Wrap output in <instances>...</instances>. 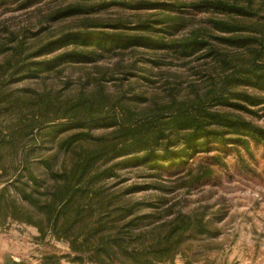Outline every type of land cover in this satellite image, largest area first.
I'll list each match as a JSON object with an SVG mask.
<instances>
[{
    "label": "rangeland",
    "instance_id": "rangeland-1",
    "mask_svg": "<svg viewBox=\"0 0 264 264\" xmlns=\"http://www.w3.org/2000/svg\"><path fill=\"white\" fill-rule=\"evenodd\" d=\"M79 1L0 0V92L8 94L6 98L0 96V142L14 136L6 143L4 159L0 164V194L6 186L8 189L0 205V264H264L262 143L251 142L252 153L242 149V157L230 144L225 149L186 150L160 164L145 160L140 152L129 153L124 149L100 158L93 173L105 172L94 178L89 195L100 209L109 205L107 210L101 211L106 218L104 220L119 222V229L127 237L117 255L99 249V243L90 235V228L95 223L92 221L99 213L90 217L85 224L87 227L74 228L68 237L49 228L41 232L34 222L26 221L31 217L27 211L29 203L21 200L17 193L19 190L16 191L14 187H27L22 182L31 173L38 177V184L29 182L30 187L41 192L51 188L52 180L47 177V167L40 161L51 155V167L57 169L63 159L62 153L52 158L58 138L80 130L75 126L72 129L64 128L66 124L62 123L69 120L61 116L63 112L59 109V103H63L66 97H76L83 86L84 77L90 73L93 77L102 78L103 72L108 70V77L103 76L104 85L111 93L118 94L120 92L117 90L123 91L129 85L123 79V75L127 74L136 89L143 88L149 97L156 90L161 91L160 96L166 95L165 90L156 87L162 85L166 78L173 77L174 73H183V79H187L189 73L183 70L186 65L174 54L150 47H140L136 51L125 49L119 55L115 51H101L102 55L97 61L93 60L95 58L64 60L65 63L51 71L40 72L34 63L16 70V57L10 55L9 49H3L12 45L7 37L17 35L19 40L29 41L33 31L49 24L56 25L53 30L58 33L67 28L68 24L65 23L76 22L78 18L62 21L59 26L56 24L58 22L50 19L51 16L62 9L61 6L70 3L78 6ZM93 1L97 2V8L88 7L91 10L89 15L121 18L133 14L131 19L134 23L137 22L135 15L142 14L143 20H146L150 13L161 9L140 8L141 0H129L125 6L114 3L118 0ZM146 1L159 2V6L167 3L172 9L169 12H179V7L174 9L176 0ZM181 9H184L183 20L172 21L178 23L174 28L176 33L204 22L208 14L191 6ZM259 13L263 15L264 11ZM81 15H85V12ZM155 25L159 29L164 27L162 23ZM28 46H33V43H25L20 60L33 51ZM64 51L57 50L46 56H31L25 60L41 63ZM91 57L96 56L92 54ZM152 59H157L160 67H155ZM197 62L192 58L191 63ZM201 68L205 69L203 66ZM259 94L264 97L263 92ZM48 97L53 101H48ZM254 108L258 110L257 114L245 115L248 120L264 128V103ZM41 111L47 112V116H42ZM55 114L59 118H54ZM34 120L38 121L32 129ZM110 130L112 128L96 126L92 128L93 138H78L72 147L78 151L95 148L100 145L97 138ZM108 169L110 172H106ZM48 196L43 195L44 201ZM114 205H125L131 211L127 215L126 209L114 211ZM109 209L113 211L109 213ZM150 213L151 216L147 218L140 216ZM181 214L190 215L189 229L182 230L180 234L177 232L176 241L168 249L165 243L152 246L153 239L163 240L168 233L171 228L168 220L172 221ZM175 225L176 222H173L172 228ZM125 247L127 252L124 251ZM162 247L165 251L160 253ZM134 248L138 249L134 252L136 254H128Z\"/></svg>",
    "mask_w": 264,
    "mask_h": 264
},
{
    "label": "trees",
    "instance_id": "trees-1",
    "mask_svg": "<svg viewBox=\"0 0 264 264\" xmlns=\"http://www.w3.org/2000/svg\"><path fill=\"white\" fill-rule=\"evenodd\" d=\"M129 2L114 1L115 4L122 3L121 6ZM96 3L93 0H80L78 6H72L71 3L61 6L62 9L51 16L52 21L58 22L56 24L59 26L62 21L72 18H78L79 22L65 23L68 24L67 28L58 33L53 30L56 25L52 24L33 31L29 41L19 40L17 35L11 33L13 36L7 38L12 45L3 49H9L10 55L16 57L17 65L14 68L19 71L25 64L34 63L40 72L51 71L65 63L64 60L69 62L80 58H95L93 60L97 61L102 55L101 51H115L119 55L125 49L136 51L140 47H150L165 50L181 59L186 65L183 70L189 72L187 79L182 78L181 72L174 73L171 77L173 79L166 78L162 85L156 87L165 90L166 95L160 96L161 91L156 90L147 97L143 88L136 89L127 74L123 75V79L129 85L123 91L117 90L120 93L113 94L104 85L103 76L108 77V70L103 72L102 78L93 77L89 73L83 78V86L76 97H66L63 103H59V109L63 112L61 116L69 120L62 123L66 124L64 128L72 129L75 126L80 130L58 138L52 158L55 159L58 153H62L63 159L57 169L51 167V155L41 159L40 162L47 167V177L52 180L49 185H52L51 188L41 192L30 187L29 182L38 184V177L31 173L27 175L30 181L29 178L21 181L27 187L14 188L19 190L17 193L21 200L29 203L27 211L31 217L26 221L34 222L41 232L49 228L68 237L74 228L87 227L85 224L90 217L99 213L92 221L95 223L89 234L99 243V249L109 250L117 255L127 237L119 229V222H113L114 219L108 222L104 220L106 218L101 211L107 210L109 205L100 209L89 195L94 178L105 172L93 173L100 158L124 149L129 153L140 152L145 160L160 164L186 150L225 149L231 144L242 157V149L252 153L251 142L264 145V128L248 120L245 115L257 114L258 110L254 107H260L264 103V97L259 94L264 93V14L259 13L264 11V0H176L174 9L179 7V12L175 13L169 12L172 9L167 3L159 6V2L141 0L140 8L161 9L150 13L146 20H143L142 14L135 15L136 23L131 19L133 14H126L121 18L113 15L106 18L89 15L91 10L88 7L96 9ZM185 6L208 14L204 22L176 33L174 28L178 23L172 21L183 20L184 9L181 7ZM84 12L85 15H81ZM156 23H162L164 27L159 29ZM26 42L33 43V46L27 47L33 51L20 60ZM57 50L65 51L59 56L44 59L41 63L25 60L31 56H46ZM92 54L96 57H91ZM192 58L198 60L197 64L191 63ZM152 63L155 67H160L157 59H152ZM119 83L122 84L123 81ZM0 96L6 98L8 94L1 93ZM48 101L53 100L48 97ZM39 113L45 117L48 114L42 111ZM56 117L59 118L57 114L54 115ZM37 121L34 120L32 129ZM96 126L112 128L110 132L97 138L100 145L80 151L72 147L78 138H93L92 128ZM10 139L0 142V164L4 159L6 143ZM106 172H110L109 169ZM3 190L0 205L8 191L7 186ZM45 194L49 196L44 201ZM113 208L114 211L126 209V215L131 211L125 205H114ZM97 209L99 212H96ZM108 212L111 213L110 209ZM32 216L36 219H32ZM140 216L147 218L151 213ZM189 218V214H181L172 221L168 220L169 226L171 223L168 233L163 240L153 239L152 246L165 243L168 249L176 241L177 232L180 234L182 230L189 229ZM173 222L176 225L172 228ZM126 250L125 247L124 251ZM137 250L134 248L128 254H136L134 252ZM164 251L165 248L162 247L159 252Z\"/></svg>",
    "mask_w": 264,
    "mask_h": 264
}]
</instances>
